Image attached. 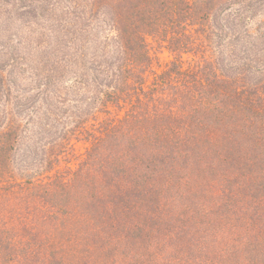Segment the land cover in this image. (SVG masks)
I'll return each instance as SVG.
<instances>
[{"label": "trees", "instance_id": "16d2710c", "mask_svg": "<svg viewBox=\"0 0 264 264\" xmlns=\"http://www.w3.org/2000/svg\"><path fill=\"white\" fill-rule=\"evenodd\" d=\"M0 264H264V0H0Z\"/></svg>", "mask_w": 264, "mask_h": 264}, {"label": "rangeland", "instance_id": "374dc122", "mask_svg": "<svg viewBox=\"0 0 264 264\" xmlns=\"http://www.w3.org/2000/svg\"><path fill=\"white\" fill-rule=\"evenodd\" d=\"M157 51H158V53L161 56V59L163 61H166L167 59L170 58L169 53L165 49L158 48ZM85 146H86V144H84L83 142L78 143L77 144V151L79 153L84 152L85 151Z\"/></svg>", "mask_w": 264, "mask_h": 264}]
</instances>
